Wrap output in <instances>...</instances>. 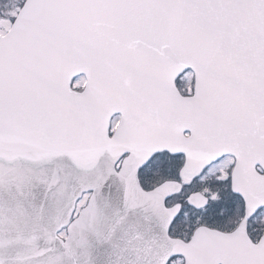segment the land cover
<instances>
[{
  "label": "snow or ice",
  "instance_id": "obj_1",
  "mask_svg": "<svg viewBox=\"0 0 264 264\" xmlns=\"http://www.w3.org/2000/svg\"><path fill=\"white\" fill-rule=\"evenodd\" d=\"M0 264H264V0H0Z\"/></svg>",
  "mask_w": 264,
  "mask_h": 264
}]
</instances>
